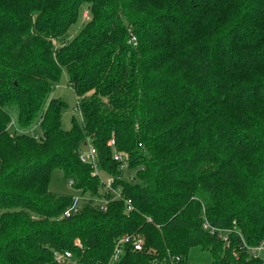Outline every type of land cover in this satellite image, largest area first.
<instances>
[{"label":"trees","instance_id":"trees-1","mask_svg":"<svg viewBox=\"0 0 264 264\" xmlns=\"http://www.w3.org/2000/svg\"><path fill=\"white\" fill-rule=\"evenodd\" d=\"M88 142L107 173L127 155L131 211L96 203ZM57 169L89 196L71 216ZM134 232L122 264H264L246 246L264 239V0H0V264H105Z\"/></svg>","mask_w":264,"mask_h":264},{"label":"built area","instance_id":"built-area-1","mask_svg":"<svg viewBox=\"0 0 264 264\" xmlns=\"http://www.w3.org/2000/svg\"><path fill=\"white\" fill-rule=\"evenodd\" d=\"M84 18H88V13H84ZM76 108H80L77 105ZM115 140L111 139L109 144H114ZM114 159L119 164V172L117 174L108 173L106 178L101 176L102 172H105L100 169L99 166V157L96 147L91 143H86V146L80 150V158L82 161L91 165L93 169V174H98L100 176L101 187H102V195L96 196L95 201L100 205L102 209H106L109 201L113 199H123L125 202V210L131 211L134 208V201L131 197L127 196L123 187L120 185H116L117 181L120 178L126 177L128 179L134 178V170L130 167V161L126 154L123 152L114 151L113 155ZM122 171L123 174L120 172ZM107 173V172H106ZM69 184L74 187V180L71 178L68 180ZM73 194L72 202L65 208L63 211V216H71L72 214L78 212L82 207L83 202L89 197L87 195L81 194L80 190ZM203 226L212 234L219 235L223 240L229 241L230 232L232 228L219 227L215 226L208 221L203 222ZM144 235L139 232L134 233H125L116 239L113 252L109 258V260L105 264H122V257L124 255L125 250L130 246L133 250H141L144 247ZM80 244V241H76ZM246 244L245 241H243ZM248 251L252 254L253 257H260L264 252V239L261 240L256 245H246ZM56 261L61 264L64 261L71 259L72 252L70 250H65L63 252L55 251L54 252Z\"/></svg>","mask_w":264,"mask_h":264},{"label":"rangeland","instance_id":"rangeland-1","mask_svg":"<svg viewBox=\"0 0 264 264\" xmlns=\"http://www.w3.org/2000/svg\"><path fill=\"white\" fill-rule=\"evenodd\" d=\"M81 22L82 21H78L76 24L72 25L70 29L76 30ZM53 94L63 99L67 104L63 112V122L66 127L71 126L73 116H76L78 120H82V111L80 108H76L78 103L80 105V102L78 101L75 91L69 85L67 71L64 70L62 73L60 81L55 85ZM101 176L106 178L108 173L102 172ZM68 180L69 179L63 175V172L60 169L54 170L50 180V189L59 193H77L78 191L69 184ZM195 261L200 262V264H209L210 256L206 252H197L195 254Z\"/></svg>","mask_w":264,"mask_h":264}]
</instances>
